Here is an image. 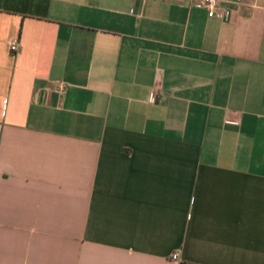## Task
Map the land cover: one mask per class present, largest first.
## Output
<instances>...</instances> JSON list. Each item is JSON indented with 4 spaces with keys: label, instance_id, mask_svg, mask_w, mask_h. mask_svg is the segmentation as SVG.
Listing matches in <instances>:
<instances>
[{
    "label": "crops",
    "instance_id": "0c3cea01",
    "mask_svg": "<svg viewBox=\"0 0 264 264\" xmlns=\"http://www.w3.org/2000/svg\"><path fill=\"white\" fill-rule=\"evenodd\" d=\"M215 12L0 0V264H264V0Z\"/></svg>",
    "mask_w": 264,
    "mask_h": 264
},
{
    "label": "built area",
    "instance_id": "2783aa9c",
    "mask_svg": "<svg viewBox=\"0 0 264 264\" xmlns=\"http://www.w3.org/2000/svg\"><path fill=\"white\" fill-rule=\"evenodd\" d=\"M201 2L207 7L208 9V16L213 17L216 15L215 9L220 6L224 0H201ZM9 48L11 51H16L18 49L16 41H12L9 43ZM61 91L64 89V85H60ZM174 257H176L174 255Z\"/></svg>",
    "mask_w": 264,
    "mask_h": 264
}]
</instances>
